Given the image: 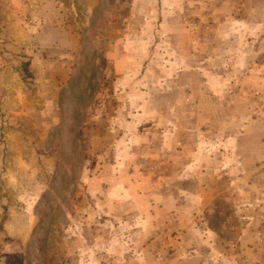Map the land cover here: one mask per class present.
<instances>
[{
    "label": "rangeland",
    "instance_id": "374dc122",
    "mask_svg": "<svg viewBox=\"0 0 264 264\" xmlns=\"http://www.w3.org/2000/svg\"><path fill=\"white\" fill-rule=\"evenodd\" d=\"M213 85L264 117V0H0V264H209L157 141L125 133L191 127Z\"/></svg>",
    "mask_w": 264,
    "mask_h": 264
},
{
    "label": "crops",
    "instance_id": "0c3cea01",
    "mask_svg": "<svg viewBox=\"0 0 264 264\" xmlns=\"http://www.w3.org/2000/svg\"><path fill=\"white\" fill-rule=\"evenodd\" d=\"M132 82L125 92L133 91ZM220 87L213 85V101L194 107L195 115L203 109L209 113L199 112L198 122L191 127L188 116H180L151 133L144 124L147 114L141 119L129 116L125 139L137 152L139 142L135 141L141 136L143 142L151 137L157 141L162 158L159 182L165 189L178 190V199L171 203H177L180 215L185 202L194 206L200 222L196 235L207 237L204 247L212 251L209 264L221 261L213 253L224 254L225 264H264V180L254 177L252 170L264 159V117L258 114L254 118L248 102L221 100ZM231 87L234 91V85ZM224 91L233 98L230 90ZM18 217H9V227ZM215 220L221 221L220 228ZM201 222H205L203 228ZM28 228L12 230L14 237L27 241L32 232ZM7 231L11 230L7 227ZM197 247L193 251L204 252L205 248Z\"/></svg>",
    "mask_w": 264,
    "mask_h": 264
},
{
    "label": "built area",
    "instance_id": "2783aa9c",
    "mask_svg": "<svg viewBox=\"0 0 264 264\" xmlns=\"http://www.w3.org/2000/svg\"><path fill=\"white\" fill-rule=\"evenodd\" d=\"M252 170L254 177H259L261 180H264V160L257 163V165H255Z\"/></svg>",
    "mask_w": 264,
    "mask_h": 264
}]
</instances>
